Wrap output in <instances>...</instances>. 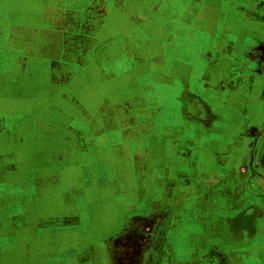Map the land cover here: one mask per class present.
Wrapping results in <instances>:
<instances>
[{
  "label": "crops",
  "instance_id": "obj_1",
  "mask_svg": "<svg viewBox=\"0 0 264 264\" xmlns=\"http://www.w3.org/2000/svg\"><path fill=\"white\" fill-rule=\"evenodd\" d=\"M53 1L54 4L48 8H53L60 17L70 19L69 26L57 32L72 38H90V29L82 15L71 7L74 0H52L51 3ZM257 1L260 0H124L141 10L131 11L132 14L128 16L122 10L123 4H115L114 10L104 15L105 20L108 18L114 22L98 30L99 41L104 34L109 33L114 37V44L109 50L118 58L110 65L121 66L125 39L132 46L138 35L142 36L137 46L139 49L158 41L160 48L156 56L159 62H150L148 55H145L144 72L126 78L122 73L107 75L105 70L111 68L108 61L98 65L92 71L95 73L91 74L94 64H89V60H85L84 64L72 60L69 67L76 75L58 81L64 83L63 87L54 84L56 80L49 72L57 61L48 55L51 52L49 44L45 49L48 54H42V32L34 31L28 38L5 35L6 40L0 44L1 102L58 98L60 105H47L46 114H65L66 128L71 124L67 119L72 106L65 102L69 98L84 99L86 92L88 98L99 102L98 105L108 104L111 112L102 111L100 107L97 113L108 116L105 120L109 124L98 131L99 139L95 144L83 143L81 147L84 158L90 162L98 161V165L108 160L112 170L103 167L99 179H105L104 182L89 183L82 190L77 188L76 197L73 184L68 186L65 183L62 189L53 186L48 190L36 187L35 183L34 186H27L31 175L27 176L26 161L33 159V167H36L44 157L50 160L47 164L52 168L59 161L54 155L55 145L58 144L40 143L39 146L49 148L43 156L40 154L42 151L27 154L24 142L13 145L17 148L18 166L12 181L16 183L11 184L8 176L5 178L9 180L8 184L3 179L0 190V225L3 228L0 234V264H110L111 254L114 253V258L120 252L122 254L121 250L111 251V245L115 248L118 242H122L120 237L126 225L137 227L151 223L149 220L142 223L140 218L143 212L154 217L157 226L169 227L167 238L170 240L190 242L187 243L191 244L190 252L183 258L192 264H264V177L251 171L248 142L250 131L264 121V11L237 9L239 2L249 4ZM197 2L201 6L196 10ZM184 3H193L194 10L186 12L184 8H179ZM202 8L209 10L203 11ZM134 15L142 19L141 23ZM30 16L31 12L28 18ZM25 17L27 14L21 10L9 12L7 23L11 27L8 32L16 27L20 33L27 24ZM156 18L172 19L183 24L181 28L174 27L173 34L188 35L189 41L195 43L197 50L191 49L195 54L193 59H164L165 39L162 40L160 36H163L165 28L160 24L155 25ZM36 19L39 23V18ZM73 19L76 23H71ZM91 37L94 39V32ZM201 43L207 44L206 51L218 58L208 62L206 67L209 70H204L203 76H198L196 69L206 64L199 60L200 54L204 53L198 48ZM26 58L30 61L28 64ZM134 61L137 62L135 57L131 59L132 63ZM136 62L127 67L135 68ZM19 63H22L21 70L17 69L15 79L10 70L16 65L18 67ZM26 66L33 68V77L26 79L27 74L23 70ZM77 66L81 69L74 72ZM220 68L225 69L220 71ZM227 77L231 82L243 83L238 85L241 89L235 90L237 93L223 92L220 85ZM94 78L99 82L95 89ZM142 81L146 83L144 86L141 85ZM176 82L185 84L186 95L181 87L178 90L174 88ZM207 82L209 92L204 91ZM128 84L132 88L130 92L126 90ZM61 90L66 95L56 96L55 93ZM133 92L138 94L141 102L143 100V107L135 109ZM148 95H153L151 98L157 104L160 99L164 101L163 104H169L155 108L161 113L155 121V109L148 106ZM207 99L208 103L205 101ZM184 100L193 104L197 110L195 114L186 112ZM58 107L65 108V111H57ZM0 111L10 116L39 113L36 106L28 112ZM83 112L86 111L83 109ZM143 114L147 116L146 119L142 118ZM197 114L201 118L204 114V119L197 118ZM98 120L101 121L100 118ZM138 120L143 121L142 125H135ZM53 124L54 121L47 127L51 129ZM235 147L238 148L236 151ZM38 175L39 171L36 177ZM75 198L77 201L81 199L85 205L82 214L84 211L86 213L79 217L82 223L40 222L44 219L52 221L59 213L72 215ZM216 207L218 211H231L228 217L233 219L215 220L212 212ZM250 207L253 208L252 213L250 210L252 215L248 216L244 209ZM207 212H210L211 219ZM204 213L206 218L203 222ZM11 220L16 222L11 223ZM13 224L19 232L11 237L9 228ZM78 225L94 226L98 234L68 233L61 236L59 241L56 232L43 234L35 229ZM25 227L30 228V233L26 234ZM104 227L117 231L112 240L98 236ZM192 228L197 229L194 231ZM171 229L179 234L169 236ZM122 255L135 260L134 264H142L138 260L149 258V252L145 257L140 256L142 258L134 256L131 250Z\"/></svg>",
  "mask_w": 264,
  "mask_h": 264
},
{
  "label": "rangeland",
  "instance_id": "obj_2",
  "mask_svg": "<svg viewBox=\"0 0 264 264\" xmlns=\"http://www.w3.org/2000/svg\"><path fill=\"white\" fill-rule=\"evenodd\" d=\"M52 0H0V44H2L6 40V36L11 34L14 38H28L30 35H33L32 32L38 31L42 32V54L43 56L45 54H48L45 49L47 48V45L49 44L51 52L48 54L51 58H55L57 61L56 63L51 67L49 72L51 73L53 79L56 80L54 83L58 87H63V82H58L61 80H64L68 76L71 78L73 77V72H71V69L69 67V61L75 60L79 64L86 63L85 60H89V64L93 65V68H91V74H94L95 72L93 69L97 68L98 65H101L105 63V61H108V65L111 66L114 59L118 58V55H115V53L112 52V50H109L110 47L114 44V37L113 35L104 34L101 37V41H99V33L98 30H100L103 26H108L110 22H114L112 20H109L108 18L105 20L104 15L106 12H111L114 10V5L118 3L123 4L122 10L126 15L132 14L131 11L134 13L135 11H140L141 8L135 6V4L126 3L124 0H118V2L115 3V0H74V2L71 4V7L77 10L81 15L82 18L85 21V24L90 29V38L87 37H81L76 36L75 38L70 37L69 35H62L59 34L57 31L63 29L64 27L69 26V17L59 16V13L55 10L49 9V5H53L54 1L51 3ZM123 2V3H122ZM48 5V6H47ZM182 5V7H181ZM179 8H184L186 12L193 11V3L188 4L184 3L181 4ZM204 4H202L203 6ZM209 5V4H208ZM178 6V5H177ZM196 10L199 9L201 6L200 3H196ZM204 7V6H203ZM208 7V6H207ZM209 10L207 8H202V10ZM21 10L22 12H25L27 14V17H25V21L27 24H25L24 28H21L20 33L19 29L14 27L15 29L8 32V29L11 27L7 22V14L12 11ZM174 10V9H173ZM31 12L30 18H28V13ZM111 14H109L110 16ZM26 16V15H25ZM36 17L39 18V23ZM138 23H141L142 19L137 18V16L134 15ZM105 21V23H104ZM76 21L73 19L71 23ZM155 25L160 24V26H163L164 28V34L163 36H160L164 40L163 44V53H164V59L171 58V59H183V60H191L194 58L193 50H197V46L195 47L194 42L189 41L188 35H177L173 34L174 27H183V24H178L175 22V20H159L154 19ZM70 23V24H71ZM40 24V25H39ZM162 24V25H161ZM41 27V29H39ZM56 30H53V29ZM39 29V30H38ZM183 29V28H182ZM54 32H57L56 34H53ZM94 32V39L91 37V33ZM50 33V34H49ZM6 35V36H5ZM156 36V35H155ZM98 40V41H97ZM142 40V36L138 35L137 40L133 43V47L129 44V40L124 41L123 49H122V58L120 57V63L121 66H111V68H107L105 70L106 74H123V77L126 76V78H129L130 75H138L142 72H144L145 66V55H148L149 60L153 62L158 61L157 54L160 48V45L158 44V41H154L153 43L149 45H145L142 49L137 48V46L140 44L139 42ZM128 42V43H126ZM165 45V46H164ZM198 48H201L204 53L200 54V59L203 60V63H206L205 65L201 66L200 68H197V74L198 76H203L204 70H209L207 66V63L210 61H216L218 57L212 56V53L206 51L207 44L201 43L198 44ZM1 49H2V45ZM134 48V49H133ZM0 49V51H1ZM137 49V50H136ZM193 49V50H191ZM105 51V52H104ZM197 52V51H196ZM211 54V56H210ZM127 57H129L127 59ZM135 57L137 60L136 62L137 66L130 67L128 66L132 65L134 63L131 62V59ZM30 58V57H27ZM26 58V59H27ZM27 59V64L30 62ZM194 61V60H193ZM131 62V64H130ZM1 64V63H0ZM19 63L18 67L17 65L15 67L11 68V74H13L14 78L16 79L18 73L17 69L21 70V66ZM26 65V64H25ZM78 66L74 67V72L78 70ZM134 68V69H133ZM81 69V68H79ZM211 69V68H210ZM225 68H220V71ZM233 69V68H232ZM23 70L26 72V79L28 77H33V68H29L26 66V68H23ZM215 72V71H214ZM224 72V71H223ZM47 73V72H46ZM225 74V72H224ZM46 75V74H43ZM76 75V74H74ZM42 76V75H41ZM68 77V78H69ZM232 77V76H231ZM97 78H94L93 87L94 89L97 88V85L99 82L97 81ZM230 77L224 81H222L221 88L223 89V92H230L235 90H240L241 87L238 85H242L243 83H236L231 82ZM142 86H144L146 83H143ZM141 83V82H140ZM201 85V84H200ZM246 85V84H245ZM238 86V87H237ZM181 87V88H180ZM185 84H179L178 82L175 83L174 88L176 90L184 89L185 95L188 93L186 89L184 88ZM141 88V87H140ZM205 90L203 87V90L210 91L209 88V82L205 84ZM245 89V88H244ZM81 90V89H80ZM127 92L132 91L131 86L128 84ZM201 92H204V91ZM264 91V87L262 89ZM139 92V89L137 90ZM237 93V91H235ZM85 98H69L67 101H65L67 104L72 106V108H69L71 110V113H68V119L67 122L69 127L66 128V115H61L60 113H57L55 115L49 116L46 114L47 105H60L58 103L59 99H49L43 101V99L40 100H27L26 102H19L18 100L10 101V102H1L0 100V109L7 111V110H13V111H21L25 110L28 112L30 108H33L34 106L37 107V110L39 113L33 114V113H26L22 115H5L3 114V111H0V190L2 188V182L3 179L8 184L9 180L5 179L6 177L10 176V183H16V181H12V176H14L17 172V148H15L13 145H16L17 142H24L26 147L27 154H33L35 151H42L40 153L42 156L44 155V151H47L49 148L46 146H39L40 143L43 145H48L50 142H56L55 145V152L54 155L57 156L58 160L55 165L49 166L47 164L49 159L46 160L44 157L41 159V163H37L38 165L36 167H33V159H30V161H26V167L25 170L27 172V176L31 175V179L27 180V186H34L35 183L36 187H40L41 189L48 190L49 187L58 186V188H63L64 184L68 183V186H72L75 189V196H77V190L84 187V185H87L89 183H99L104 182L105 179L100 178V174H102L101 171L104 169L112 170V167H110L109 161L107 160L104 163H100L98 165V161H91L87 158H84L82 156V147L81 145L83 143L85 144H95L97 140L99 139V133L101 129L104 127H107L109 124L108 120H105V117L108 119V116H104V114H99L97 111L101 110H108L111 112L112 109L109 110V106L106 103L99 104V102L94 101L93 98H88V93H84ZM56 96H65L66 92L64 90L58 91L55 93ZM184 95V96H185ZM74 96V95H73ZM153 95H148L147 98L149 99L148 106L153 107L154 109L161 106H167L169 104L165 103L163 100L160 99V103L157 104L156 102H153V98H151ZM133 97L136 98V100L133 98L132 103L135 106V109H139L140 107H143V100L141 102L139 96L137 93L133 92ZM224 99V98H223ZM208 103V99L205 100ZM168 102V101H167ZM127 104V102L125 103ZM173 106V104H171ZM123 107H125L123 103ZM83 109L86 112H83ZM124 109V108H123ZM154 111V121L156 118L161 116V113L158 112V110ZM57 111H65V108L58 107ZM161 112V111H160ZM129 116V115H127ZM146 115L143 114V119H146ZM52 118V119H51ZM101 119L99 121L98 119ZM257 118V116H255ZM261 118V116H260ZM54 121L53 126L47 127L48 124ZM129 121V120H127ZM83 123L85 126H83ZM135 125H142L143 121L140 122L139 120L135 122ZM259 126L255 128L254 130L250 131V136L248 138L249 148L251 150L253 148L257 149V159H259V162H261L263 165V169L259 166V163L257 161V169L264 171V121L260 122L258 124ZM127 126V125H126ZM85 127V128H84ZM89 130V131H87ZM89 132V133H88ZM263 132L262 138L258 145H254V140ZM129 133V132H128ZM135 138H136V132H134ZM52 139V140H51ZM2 140H5V142H2ZM51 140V141H50ZM66 143L68 145L64 146L63 144ZM253 144V145H252ZM34 145V146H33ZM54 148H52L53 150ZM238 148H234L236 151ZM104 151V149H103ZM4 159V160H3ZM54 159V158H52ZM51 159V160H52ZM72 161V163H71ZM21 165V162H20ZM29 165V166H28ZM40 172V175L36 177V173ZM100 172V173H99ZM30 174V175H29ZM34 175V177L32 176ZM99 181V182H98ZM78 188V189H77ZM222 198V196H220ZM2 196L0 194V210H1V200ZM13 196L11 197V199ZM14 200V199H12ZM10 201V199H9ZM74 211L71 215L70 213H59L56 219L51 220H45L40 222H48V223H60V224H66V223H74V222H81V219L79 220V217L85 214L84 211L82 214V209L85 206L84 203H82L81 199L80 201H77L76 198L74 199ZM12 203V202H11ZM252 209L253 208H245L244 210L247 211L248 216L252 215ZM217 210V211H216ZM251 210V213H250ZM234 212V211H233ZM113 212H111L112 214ZM144 214L140 219H142V223H145L147 220L151 222L148 226L146 225H138L137 227H126L123 230L122 236L120 237L122 242H118L114 248V245H111L112 249H115L116 251H132L134 253V256H146V254L149 252V258H144L143 260H138V262H142V264H192L188 260H185L183 257L185 255H188L190 252L189 249L191 248V244H187L190 242H174L173 239L170 240V238H167L168 235V228L157 226V222H155L154 217H152L149 214ZM213 218L215 220H224L227 221V219L231 218L228 217L232 214L231 211H222L218 208H214L213 210ZM10 214L12 212L10 211ZM200 212L198 213V215ZM235 214V212H234ZM242 214V213H241ZM240 214V215H241ZM89 215V214H88ZM156 218V213H154ZM202 221L204 222V218H206L205 213L203 214ZM208 218L211 219L212 216L210 212H207ZM62 216V217H61ZM253 217V216H252ZM235 218V217H234ZM233 219V217L231 218ZM246 220V219H245ZM16 220H11V223H15ZM0 223H1V211H0ZM126 224V223H125ZM140 224V223H139ZM15 224L11 225L10 235L13 237L14 235L18 234V228L14 227ZM113 226V225H112ZM23 229V228H21ZM35 229H38L40 233L45 234L47 231H53L58 234V240L60 241L61 236H65V234H77V235H88V234H98V231H95L94 226H84V225H78V226H60L57 227H49V226H43V227H36ZM111 228L104 227V231L99 232L100 235H98L100 238H105L112 240L114 233V228L112 231H110ZM197 228H192V230H196ZM26 234L30 233V228L25 227L24 228ZM107 230V231H106ZM3 228L0 225V234L3 232ZM106 231V232H105ZM150 234V235H149ZM179 234L178 231L173 232L172 229L169 233V236H176ZM150 236V237H149ZM98 237V238H99ZM150 238V240H149ZM167 238V239H166ZM163 240H166L167 242H164ZM171 243H170V242ZM113 242V241H111ZM60 243V242H57ZM113 244V243H112ZM182 252V253H181ZM146 253V254H145ZM120 252V255L114 258L113 255H110V264H134L135 260H131L129 257H124ZM152 254V255H151ZM122 255V256H121ZM194 255V254H193ZM168 256V257H167ZM173 256V257H172ZM177 256V258L175 257ZM142 258V257H140ZM179 258V259H178ZM188 259V258H187ZM192 260V259H190ZM193 261V260H192Z\"/></svg>",
  "mask_w": 264,
  "mask_h": 264
},
{
  "label": "flooded vegetation",
  "instance_id": "obj_3",
  "mask_svg": "<svg viewBox=\"0 0 264 264\" xmlns=\"http://www.w3.org/2000/svg\"><path fill=\"white\" fill-rule=\"evenodd\" d=\"M242 6L244 7V8H242ZM257 6V7H256ZM237 9L239 10V9H243V10H245V9H248V10H252V11H264V0H260V1H257V2H251V3H238L237 4ZM184 105H185V107H186V112L188 113V114H195V112L197 111L196 110V108L193 106V104H191V102L190 101H187V100H184ZM205 109H207L206 108V106H205ZM199 113V112H198ZM204 114H203V118H201L202 116H199V114H197V118H199V119H204ZM204 121V120H203ZM262 135H263V132L261 133V134H259V136L254 140V145H253V147H255V145H258V143L260 142V140H261V138H262ZM250 158H251V162H252V165H251V171L252 172H255V173H258V174H260L261 176H263L264 177V171L263 170H259V169H257V166H256V164H257V161H258V163H259V166L263 169V164L261 163V162H259V159H257V149H255V148H253L252 150H251V153H250ZM181 233V232H180ZM192 261V260H191ZM195 261V260H194ZM197 261V260H196Z\"/></svg>",
  "mask_w": 264,
  "mask_h": 264
}]
</instances>
